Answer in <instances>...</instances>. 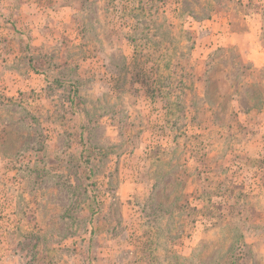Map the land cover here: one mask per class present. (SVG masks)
Masks as SVG:
<instances>
[{
  "label": "rangeland",
  "instance_id": "obj_1",
  "mask_svg": "<svg viewBox=\"0 0 264 264\" xmlns=\"http://www.w3.org/2000/svg\"><path fill=\"white\" fill-rule=\"evenodd\" d=\"M15 2L37 11L0 15V264H264V67L204 59L244 4Z\"/></svg>",
  "mask_w": 264,
  "mask_h": 264
},
{
  "label": "crops",
  "instance_id": "obj_2",
  "mask_svg": "<svg viewBox=\"0 0 264 264\" xmlns=\"http://www.w3.org/2000/svg\"><path fill=\"white\" fill-rule=\"evenodd\" d=\"M240 3L244 4L243 7L245 10H237L231 9L230 13L224 17V19L220 20V23L212 20V25L219 26L223 28V33L218 32V36H215V41L210 42V48L208 53L204 55V59L207 60V55L212 50L218 47H227V46H236V48L242 53L244 58L248 62H251L254 66L264 67V5H256L255 3H251L252 6L249 5L250 1L248 0H238ZM15 0H0V15H10L12 14L11 21L12 23L18 25V20H20V16H17L15 19L14 14H30V12H36V5L33 4V8L30 7L28 10L26 9V4H23L22 8L19 6H15ZM248 3V4H247ZM21 8V9H20ZM227 12V11H226ZM225 12V13H226ZM231 12L234 14H231ZM228 13V12H227ZM238 14L237 16L242 22V30L233 31V16ZM10 17H7V19ZM2 19V17H0ZM20 22V21H19ZM14 26V25H13ZM0 29H5V23L0 22ZM261 31V32H260ZM1 35V34H0Z\"/></svg>",
  "mask_w": 264,
  "mask_h": 264
}]
</instances>
